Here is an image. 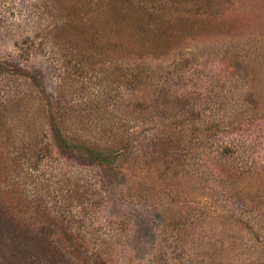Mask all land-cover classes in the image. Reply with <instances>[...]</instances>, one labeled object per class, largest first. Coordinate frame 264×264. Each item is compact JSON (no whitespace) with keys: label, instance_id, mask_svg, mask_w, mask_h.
I'll return each instance as SVG.
<instances>
[{"label":"rangeland","instance_id":"1","mask_svg":"<svg viewBox=\"0 0 264 264\" xmlns=\"http://www.w3.org/2000/svg\"><path fill=\"white\" fill-rule=\"evenodd\" d=\"M164 1L106 27L93 1L0 0V170L32 205L9 214L58 217L79 236L67 264H264V0ZM31 70L66 136L112 149V166L51 141L53 114L23 95Z\"/></svg>","mask_w":264,"mask_h":264},{"label":"trees","instance_id":"2","mask_svg":"<svg viewBox=\"0 0 264 264\" xmlns=\"http://www.w3.org/2000/svg\"><path fill=\"white\" fill-rule=\"evenodd\" d=\"M88 1H93V3L100 5L104 9L103 15L97 14V18H100L99 20L102 21L106 27H113L116 25H125L129 27L130 23L127 16L133 14L131 9H136V12H139L140 10L141 12H145L138 16L146 18L145 20L147 21L155 20L153 15L150 12L145 11L143 8L150 0ZM183 1L186 0H168L167 3L165 0L163 4L169 6L168 9H176L179 3H182ZM165 6L163 9L166 10L167 7ZM88 10L91 11L90 7ZM164 11L162 12L164 13ZM71 16L73 15L70 14L65 21L63 20L65 25H69L71 22H76L75 16L70 20ZM20 70L21 69L18 70V75ZM31 71H33V73L24 75L23 78L27 79L30 84H35V87L38 88L34 89L36 90V93H24L23 95L27 97L32 95L40 97L42 106H47V109L51 111L50 116L53 114V116L49 118L51 141L55 142L60 149L64 150V152L71 153L73 156L79 157L83 155L91 162H98V164L103 167L112 166L116 157L112 149L87 143H80L77 145L66 136L59 124L58 116L60 115V111L56 102L53 103L50 98H47L46 100V94H44V89H42L41 81L39 80V73L36 70ZM40 109H42V107L39 108V111ZM55 114L58 122L55 119ZM31 145V151H36L35 154L38 152L44 153L43 139L40 134H28L24 132L21 136L20 147L27 153V151L29 152ZM30 154L34 156L33 153ZM12 160L16 161L14 158ZM6 169L8 168L6 167ZM7 171L8 170H6V172ZM1 172L4 171L0 170V264H67L71 252L76 253L75 248H73V242L74 239L79 241V236L76 237L71 235L70 231L66 232V229L60 225L58 217L57 219H52L49 217V214L47 215L48 221H45L44 219L41 220V217L38 216L37 221H41V225L35 229H32L30 224L13 220L9 214L11 207H15L17 204H23L27 207H32V205L27 200L21 201V203L18 201V197L24 195L23 191L25 185H21L15 177H12V175L6 178V172L5 174H1ZM83 178L87 180V178L82 177L80 173L77 182L80 180L79 183L81 184L77 189L78 192H75V197L78 199L76 204L82 205L85 209L88 208V205H90L91 202H93V198L91 196L88 197V185ZM33 209L36 210L35 212H42V206L40 204L35 205V208ZM32 221H34V219ZM58 231H61L62 234H59ZM54 235L55 237L53 238ZM62 241L64 242L62 243Z\"/></svg>","mask_w":264,"mask_h":264}]
</instances>
